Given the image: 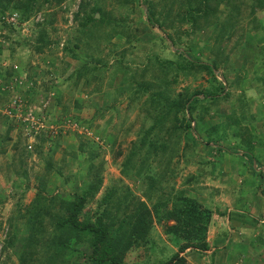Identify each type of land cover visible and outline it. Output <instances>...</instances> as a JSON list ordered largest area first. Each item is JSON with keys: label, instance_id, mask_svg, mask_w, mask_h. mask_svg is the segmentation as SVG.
Returning a JSON list of instances; mask_svg holds the SVG:
<instances>
[{"label": "rangeland", "instance_id": "rangeland-1", "mask_svg": "<svg viewBox=\"0 0 264 264\" xmlns=\"http://www.w3.org/2000/svg\"><path fill=\"white\" fill-rule=\"evenodd\" d=\"M167 1H151L158 5L155 8L157 18L169 7H163L167 5ZM14 2L9 4L7 10L0 12V75L4 74L0 77V264H60L59 261L63 259L57 258V254L52 251L45 256L39 249L34 251L37 244L23 251L31 233H37L39 237L37 248L48 247L42 240L52 233L54 226L51 220L53 211L45 216L35 215L31 204L39 191H42L46 198L58 195L67 199L83 191L87 186L85 180H88V160L100 169L103 185L95 200L84 208L79 216L80 221H84L86 214L92 215L100 205L99 209L102 210L100 201L111 187L128 189L135 201H143L152 212L151 245L148 248L139 245L131 249L125 254L124 262H128L127 264H140L142 261L148 264L166 262L177 252V247L172 245L164 231L169 222L155 218L153 205L164 202L163 209L171 210L174 200L182 193L181 196L189 197L197 201L202 208L209 210L211 220L214 216L215 220L222 222V216L212 211L213 199L221 202L220 205L229 203L232 194L228 192V188L233 184V180H236V183L244 181L241 189L247 186L249 189L252 186V179L246 174L236 177L231 168L233 163L229 160L238 158L239 162L245 165L254 159L247 155L242 156L241 153L222 154L216 151L217 146L205 145H198L194 149L195 153L190 155L191 150L184 149L185 139L175 137L167 146L166 154L156 151L153 153L152 148L148 146L155 140V136L142 146L143 149H140L141 146L139 148L142 132L154 123L160 114L146 113V103H143L146 95L134 93V85H130L133 84L130 81L135 72L144 68L149 69L144 74V79L149 80L150 68H159L158 62L172 59L173 53L177 51L169 40L166 44L161 41L165 38L163 30L148 26L145 21L147 7L143 2L139 0L137 4L130 0L121 6L122 4L112 0H62L60 4L54 0H36L32 13L25 18L21 11L11 9ZM23 2L16 0L15 4ZM96 3L105 12L111 13L112 17L123 19L124 31L121 33L123 37L117 36L119 34L114 39L112 37L111 44L107 43V40H101L102 51L99 56L104 61L97 63L91 73L87 68L83 70V59L77 58L85 57L89 52H86V49H81L83 52L73 50L71 55L65 51V47L74 46L79 22ZM220 4V10H225V0H221ZM175 11L178 10L175 9L169 18L171 26L164 27V30L174 37L182 36L185 41L188 37L183 33L181 35V32L188 26ZM254 18H258L264 25V8ZM249 22V19L244 20V16L242 17L238 24L240 35L237 34L231 41H226V53L230 54L233 65L245 69L249 73L248 78H253L248 85L252 90L247 93L245 101L240 97L239 88H225L224 93L230 92L229 98L220 103L218 110L220 116L233 113L234 119L239 121L242 116L245 120L237 125H242L247 130L242 128V132H252L251 138H248L251 140L250 146L253 143L258 144L253 153L257 151V154L264 155V114H261V122L257 120L253 123L252 118H248L250 109L252 112L259 102L264 107V93L256 91L259 87L256 77L264 75V62H261L262 67L256 62V59L261 60L264 51V31L261 30V23L257 24L251 39L250 34H247ZM94 28L97 29V26ZM210 30H203L188 39L205 44ZM42 31L46 36L44 41L39 39V33ZM104 37L107 38V35L104 34ZM236 38L240 42L246 40L251 43L252 48L231 49V44ZM82 40L85 41L84 38ZM113 44L116 49L111 51ZM204 47L203 59L207 60L210 57L209 44ZM91 67L89 69H92ZM252 67L256 69L257 76L250 74ZM236 69L231 77L236 76L239 71ZM259 70H262V73ZM73 71L75 72L72 74ZM167 77L171 78V74ZM207 79L205 75L196 79L181 75L172 86L173 91L182 88H188L189 91L204 89L208 86ZM219 80L222 78L219 77ZM253 115L258 116L254 113ZM53 116L55 119L51 118ZM205 118V123L210 122L209 124L224 121L217 115L213 119ZM172 125L171 121L167 123V127ZM231 127L228 128L229 136L236 132V125ZM52 134L60 135L58 144L49 147V140L42 144L40 138L51 137ZM237 135L240 138L239 132ZM167 136V133H162L160 138L163 140ZM56 142L57 140L53 141ZM230 143L232 145L234 139H230ZM225 144L226 142L223 143L224 146ZM80 147L85 148L82 154ZM259 149L263 152H258ZM48 152L53 155L51 171L46 168L48 160L45 156ZM133 152L135 155L130 157ZM258 155H255V158L257 163H260ZM127 160H131V164L127 166L129 175H123L126 173L124 164ZM63 161L68 164L64 169L61 168ZM138 165H145L140 178L132 176ZM231 169L234 173L230 172ZM59 171H63V175L59 176ZM145 175L153 177L151 182L146 180ZM231 177H234L233 180ZM148 182L152 184L151 188L148 187ZM255 186L257 188L259 185L256 183ZM234 197L243 201L244 195H239L236 190ZM120 203L123 202H116L117 205ZM109 205L113 206V203ZM53 206L58 208V205ZM246 208L248 206L242 211L247 212ZM123 210L124 212L120 209L117 216H114V210L109 213L111 217H115L112 231L117 229L124 214L131 212V207H125ZM91 218L93 219V215ZM239 223L244 224L242 220ZM127 226L128 224L125 227ZM30 227L34 229L33 232H30ZM179 240L180 243H185L181 238ZM164 244L167 245L166 251ZM189 250L192 251L191 255L193 254L191 257L197 256L196 249ZM22 252L24 253L21 255ZM184 253L180 255L185 257ZM89 255L90 248L83 245L78 251L67 253L65 258L70 261L69 264H86ZM187 261L189 262L188 259Z\"/></svg>", "mask_w": 264, "mask_h": 264}, {"label": "trees", "instance_id": "trees-1", "mask_svg": "<svg viewBox=\"0 0 264 264\" xmlns=\"http://www.w3.org/2000/svg\"><path fill=\"white\" fill-rule=\"evenodd\" d=\"M45 1L49 2L50 0ZM54 1L57 4L62 2V0ZM112 1L122 4L121 6H123L130 0ZM133 1L137 2V4L139 3V0ZM141 1L147 7L145 21L148 26L159 31L163 30L165 38H162L161 41L166 44V41L168 42L169 40L172 46L177 48V51L173 53V60L165 59L157 63V67L159 68H150L151 78L149 80L144 79V74L149 71L148 68H144L135 72L130 81V83H133L130 85H134V93L146 95L143 101V103H146V113L160 114L155 122L151 123V125L142 132L139 148L140 146H144L147 141L153 139L152 136H155V140L148 146L152 148L153 153L156 151L157 153L161 152L162 154H166L167 146L175 137L178 139H185L186 145L184 149L185 151L190 149V155L195 153L194 149L198 145L217 146L216 151L222 154L237 155L241 153L242 156L253 155V151L250 150L251 140L248 139L251 138L250 134L242 132V128L245 129V127L237 125L241 124L245 119H243L242 116L240 121L234 119L233 113L228 116H220L218 106L222 101H227L229 98L230 92L227 91L224 93L225 88L230 90L239 88L241 91L240 97L244 98L245 101L247 99V93L250 90L248 85L253 78H251L252 80L248 79L246 70L241 68L237 71L235 77H231L237 69L231 62L230 54L226 53V41H231L233 36L235 37L237 34L240 35L238 24L243 16L244 20H250L247 34H250L251 39L254 36L253 30L258 26L257 24L261 23V30L264 31L263 23L258 20V18H254L257 13L264 8V0H225V10L223 11L220 10L221 0H168L166 3L167 5L163 7H169L166 8L164 14L159 18H157L155 13V8L158 6L157 4H153L151 2L152 0ZM162 1L164 2L166 0ZM11 2H14L11 9L21 11L23 18H25L32 13L36 0H25V2L20 0V2H23L22 4H15L16 0H0V12L7 10ZM82 6L83 5H81V9ZM175 9L178 10L177 12L175 11V14L180 15L179 18H181V21L188 26L184 32H181V35L183 33L185 37L191 39L193 35L208 28L211 29L209 38L205 44L189 40L188 38L184 41L182 36L177 35L174 37L171 33L165 32L164 27L171 26L169 18ZM96 14L99 18L95 17ZM42 25L40 26L42 27ZM95 26H97V29L94 28ZM123 28V19L112 17L111 13L105 12L104 9L96 3L79 22V28L76 33L78 35L83 34L82 37L77 35L74 46L68 47L67 45L65 51L70 52L72 55L74 52L73 50H80L83 52L81 49H86V52L89 53H86L85 57L77 56V58L83 59V70L87 68L92 73L97 63L104 61L101 56H99L102 51L100 49L101 40H107V43L111 44L117 34H119L117 36L123 37L121 35L124 31ZM44 34L43 31L39 33V39L41 41L46 40ZM104 34L107 35V38L104 37ZM83 38L85 41L82 40ZM225 42L226 44L224 45ZM207 43L209 44L208 51L210 57L204 60V45ZM250 44L247 43L246 40L240 42V40L236 38V41L231 44V49H236L235 47H237L238 50L248 47L251 49L252 45L250 46ZM166 46L169 47V45ZM262 47L264 49V46ZM111 48V51L115 50L116 45L113 44ZM181 49L183 51H180ZM1 52L2 48L0 46V54ZM262 52L261 62H264V51ZM258 60L259 59H256V61ZM105 64L106 63H104V65ZM90 67L92 69H89ZM75 71H73L72 74ZM167 74H171V78H168ZM3 75L4 74H1L0 77ZM181 75L184 77H191L192 79L205 75L208 78V86L204 89H196L195 91H189L188 88L173 91L174 88L172 86L178 81L177 78ZM136 76L139 78H136ZM219 77L222 78L221 81ZM256 79L264 85L263 77L257 76ZM200 96H203V98L201 99ZM216 115L223 118L224 121H219L214 124H209L210 122L205 123L207 119L205 117L213 119ZM249 117L250 115L248 118ZM51 118L55 119V116ZM146 121L147 119L144 120V123ZM169 121H171L173 125L167 127ZM231 125H236V132L234 135L232 134L229 136L228 128L231 127ZM238 132L240 138H238ZM162 133L168 134L163 140L160 138ZM59 138L60 135L54 136L52 134L51 137L42 136L40 141L43 144V142L49 140V147H55L54 144H58ZM230 139H234L232 145ZM55 140H57V142L53 143ZM224 142H226L225 146L223 145ZM143 148L144 147L140 149ZM79 150L81 154L85 152L84 147H80ZM134 155L135 152L131 153L130 157ZM52 156L53 155L49 152L45 156L48 160L46 163L48 171L52 170ZM87 163L88 180H85L87 186L83 191L75 194L73 198L67 199L58 195L46 198L42 191L35 194V198L31 204L32 208L35 209L34 213L35 215L42 214V216H45L46 213L49 214L53 211L51 219L54 222L53 231L45 237V240H42V243L47 244L48 247L41 246L37 248L39 237L36 235L37 233H31L28 235L29 237L27 236L28 239L26 240L23 251L37 244L35 246L36 248L33 249L34 251L39 249L41 253H44L43 256L49 255L50 251H52L57 254V258L63 259L59 261L60 264H69L70 261H67L65 258L66 254L78 251L79 247L84 245L90 248L89 261L86 264H127L128 262H124L125 254L131 249L137 248L139 245L142 248L150 247L152 212L143 201H135L133 194L124 187L123 189L111 187L106 191V194L100 201V204L103 205L102 210L99 209L100 205L92 214L94 220L91 218L92 215L90 214H86L84 221L79 220V216L84 211L86 205L95 200L103 185L100 169L96 168L89 160ZM130 164L131 160L125 161L124 170L126 173L123 175H129L127 166ZM66 166H68V164H65L63 161L61 168L64 169ZM144 169L145 165H138L136 168L137 171L133 172L132 176L136 178L142 177ZM250 169L255 170V167L252 166ZM243 171L244 169L242 172ZM59 172V176L63 175V171ZM72 176L74 177V175ZM145 177L149 182H151L150 179H153V177L149 175H145ZM65 179L68 180V177ZM39 182L41 183L42 181L40 180ZM149 182L148 187L151 188L150 186L152 184H149ZM120 190H122L121 193ZM181 195L182 193L176 197L171 210L163 209L164 202L153 205V214H155V218L159 221L166 220V223L169 222V224L165 225L164 231L166 235L169 236L172 245L177 247V252H175L169 260L156 264H190L187 259L180 254L186 252L188 249H196L204 252L208 248L206 238L211 220V212L206 208H202L197 201ZM119 200L123 203L117 205L116 202ZM111 203H113V206L109 205ZM53 205H58V208L55 209ZM125 207H131V212L127 215L123 213L124 216L123 219H121V223L117 226L115 231H112V228H114L112 222H114L115 217H111L109 213L114 210V216H117V212L120 209L124 212L123 209ZM128 220L130 223H127ZM40 224H42V222ZM125 224H128V226L125 227ZM33 231L34 229L30 227V232ZM179 238L185 241V243H180ZM152 243L154 242L152 241ZM164 245L166 251L167 245ZM23 253L24 252H22L21 255ZM140 264L148 263L142 261Z\"/></svg>", "mask_w": 264, "mask_h": 264}, {"label": "crops", "instance_id": "crops-1", "mask_svg": "<svg viewBox=\"0 0 264 264\" xmlns=\"http://www.w3.org/2000/svg\"><path fill=\"white\" fill-rule=\"evenodd\" d=\"M256 62L262 67L261 60ZM234 67L241 68L235 66V64ZM255 72L256 69L252 67L250 74L255 75L257 73ZM259 72L262 73V70H259ZM262 77L264 78V75ZM248 79L252 80L251 78ZM256 83H259L256 91L264 93V85L258 81ZM250 89L252 90V88ZM253 113L259 117L253 115ZM261 114H264V107L259 102L252 112L250 109V117L253 123L257 120L262 121ZM249 134L252 136V132H249ZM257 147L258 144L253 143L251 150L255 151ZM259 150L258 152L262 151V149ZM256 152H252L253 155H248L254 160L245 165L240 163L238 158L229 160L230 163H233L231 168L236 173V177H242L240 175L246 174L247 177L252 179V186L249 189L248 186L241 189L244 181L236 183V180H233L234 177H231L233 184L228 188V192L232 194L229 203L220 205L221 202L213 199L211 203L212 211L222 216V222L215 220L214 216L212 217L207 230L206 242L208 248L204 252L196 250L195 253L199 257H191L193 254L191 255L190 252L192 251L189 249L184 253L191 264H264V155L263 153H258L262 156L258 155ZM255 155L260 158V163H257ZM252 166L255 167V170L250 169ZM232 169L230 172H233ZM241 169H244V171L239 174ZM256 183L259 185L257 188H255ZM236 190H238L239 195H244L243 201L239 197H234ZM245 206H248L246 208L247 212L242 211ZM240 220L244 224H240Z\"/></svg>", "mask_w": 264, "mask_h": 264}, {"label": "built area", "instance_id": "built-area-1", "mask_svg": "<svg viewBox=\"0 0 264 264\" xmlns=\"http://www.w3.org/2000/svg\"><path fill=\"white\" fill-rule=\"evenodd\" d=\"M38 127H43V126H38Z\"/></svg>", "mask_w": 264, "mask_h": 264}, {"label": "water", "instance_id": "water-1", "mask_svg": "<svg viewBox=\"0 0 264 264\" xmlns=\"http://www.w3.org/2000/svg\"><path fill=\"white\" fill-rule=\"evenodd\" d=\"M98 17V15H96Z\"/></svg>", "mask_w": 264, "mask_h": 264}]
</instances>
